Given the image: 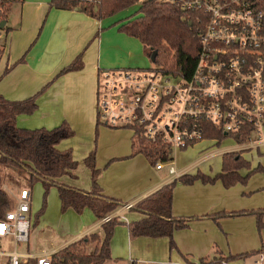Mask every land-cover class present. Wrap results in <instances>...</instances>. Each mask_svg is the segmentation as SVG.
<instances>
[{"label": "crops", "instance_id": "obj_1", "mask_svg": "<svg viewBox=\"0 0 264 264\" xmlns=\"http://www.w3.org/2000/svg\"><path fill=\"white\" fill-rule=\"evenodd\" d=\"M50 2L51 0L16 1L12 4L8 14L1 18L5 21V26L0 28L6 31V41L0 48V94L10 100H23L42 91L37 98L38 109L33 114L18 116L19 127L51 129L67 121L73 130L81 132V135H87L84 127L88 126L89 135L98 117L97 87L101 71L144 69L148 67L146 62L150 58L145 54L141 40L119 31L120 24H116L112 21L113 19H97L79 9L56 8L51 6ZM0 36L3 35L0 34ZM79 56L82 57L81 69L59 75L63 68ZM21 58L23 61H20ZM74 137L76 134L62 140L58 147L61 150L71 148ZM232 140L236 145L204 153L201 158L196 159L182 170L178 167L184 162L177 161L174 157L169 164H165V167L155 170L144 154H138L146 158L153 167H149L141 159L143 168H139L135 173L136 179L122 187L132 190L136 188V190L126 195L117 191L118 185L122 183L116 175L104 181L99 177L98 182L104 194L115 198L132 196L126 203L134 205L181 175L196 172L197 168L205 165L208 158L222 156L223 162V155L227 152H242L245 159L248 153L264 155L262 148L246 149L245 144ZM209 141L221 144L223 140ZM85 143L88 152H91V141L86 139ZM201 144L204 142H197L185 151L191 148L196 149ZM205 147L208 148L204 145V150ZM194 156L192 155L190 160ZM172 166L176 168L175 174L170 173ZM78 167L75 170L76 175ZM166 167H168L167 170ZM87 168L89 178L87 177L88 179L84 182L78 180V175L75 178L64 176L60 181L75 188L90 190L93 186L92 171L88 166ZM243 171L242 169V174H244ZM219 172L208 173L209 176H214ZM254 178L252 175L244 186L239 183L229 188L225 187L220 180L214 183H204L201 180L192 184L177 182L173 190V215L182 218L192 217L188 227L174 232L176 238L174 240L184 258L181 259L176 254L175 250L178 248H171L169 251L168 237L143 236L131 239L128 226L123 223L122 227L117 226L116 228H121L118 231L119 235L129 243L130 257L142 252L149 257V263L187 264L188 253L194 251L196 254L206 253L209 246L215 243L223 245L227 242L231 250L230 254L250 252L259 247L260 241L252 217L222 218L219 222L222 227L220 229L215 225L214 219L208 216L224 210L262 207L264 205V179L259 184L254 183ZM85 214H87V221L83 223L81 232L73 239L64 242L59 247L43 248L31 251V253L34 256L42 253L53 255L84 236L92 233L103 236L104 219L99 220L89 208H86L80 215ZM112 215H117L126 223L145 217V214L140 211L123 207ZM195 229L199 231L197 234L194 233ZM261 237L264 244V230ZM112 242L113 238L111 249ZM234 245L236 247L246 246L236 249L232 247ZM247 259H254L252 264H259L258 261L264 264L262 254L253 255L244 260Z\"/></svg>", "mask_w": 264, "mask_h": 264}, {"label": "trees", "instance_id": "obj_2", "mask_svg": "<svg viewBox=\"0 0 264 264\" xmlns=\"http://www.w3.org/2000/svg\"><path fill=\"white\" fill-rule=\"evenodd\" d=\"M16 1L0 0V21L6 16ZM140 0H103L94 3L89 0H51L50 5L60 9H79L97 18L105 19L120 11L128 9ZM140 16L128 22L121 23L118 30L141 40L145 54L150 58L156 51L155 69L171 75L188 76L194 69L198 54V37L195 30V20L178 6L161 0H144L138 12ZM192 22V25H190ZM119 24V23H117ZM82 57H77L71 64L63 68L60 74L82 68ZM20 61H23L21 58ZM42 91L23 100H10L0 94V170L5 171V177L10 182L20 183L25 180L33 186L42 182L46 194L53 186L59 190L62 211L73 209L82 214L86 208L93 211L99 220H103V236L92 233L74 241L52 255L53 264H105L112 259L111 241L115 228L119 224H127L131 239L138 237H168L171 248H177L174 232L189 226L190 218L173 215V190L177 182L192 184L197 180L204 183H214L220 180L227 188L239 183L247 184L249 178L257 172L264 174V166L259 164L251 168V163L243 157L242 152H227L223 155L222 170L215 176L201 172L185 173L178 179L164 185L154 193L135 203L130 209L145 214V217L126 223L117 215H112L118 208L124 206L122 200L103 193L98 179L101 170L97 167L96 151H92L85 163L92 171V189L83 190L69 186L60 181L64 176L75 178L78 161L74 158L72 149L61 150L58 145L75 135V131L67 121L59 126L48 129L23 128L17 124L21 114H33L38 109L37 98ZM101 123L98 114L97 126ZM204 136L217 139L234 138L238 143H244L247 133H226L220 127L208 122H200ZM132 129V127H129ZM132 135V155L144 154L154 166L158 161L167 162L173 159L172 147L162 140L148 139L142 127L136 126ZM133 130V129H132ZM247 169V174L241 170ZM13 173L15 174L13 176ZM0 176V219L12 207V201ZM8 184V183H7ZM254 214L257 217L259 230L264 228V207L255 210L219 211L210 216L218 224L222 218ZM109 219H106L109 217ZM94 246H90L91 244ZM219 255L212 259L200 258L193 262L186 257L187 264H228L235 260L245 259L253 255H264V244L258 250L241 254ZM5 264H9L7 261ZM29 264H36L32 259ZM132 264H136L134 261Z\"/></svg>", "mask_w": 264, "mask_h": 264}, {"label": "built area", "instance_id": "obj_3", "mask_svg": "<svg viewBox=\"0 0 264 264\" xmlns=\"http://www.w3.org/2000/svg\"><path fill=\"white\" fill-rule=\"evenodd\" d=\"M161 1L195 20L198 54L193 71L187 77L155 68L101 71L100 118L106 117L107 125L133 131L142 127L148 139H160L172 150L217 140L204 136L203 121L226 133H247L241 143L246 149L264 147V0ZM155 166L161 169L165 164L158 161ZM176 172L170 167V173ZM4 188L12 207L0 219V264H29L32 259L36 264H53L49 253L34 256L30 250H20L22 244L29 247L32 229L30 188L17 192L7 184Z\"/></svg>", "mask_w": 264, "mask_h": 264}, {"label": "rangeland", "instance_id": "obj_4", "mask_svg": "<svg viewBox=\"0 0 264 264\" xmlns=\"http://www.w3.org/2000/svg\"><path fill=\"white\" fill-rule=\"evenodd\" d=\"M139 9H140V3L123 11H120L117 14L108 17L107 19H113L112 21H114L116 24L125 23L128 22L129 20H133L138 16H140V14L137 13ZM1 22L2 21H0V23ZM0 34L3 35L0 36V48H2L3 47L2 44H4L6 41V37H5L6 31L0 28ZM146 66H148L147 68H154L155 64L151 60H147ZM98 101H97V105H98ZM97 111H98V106H97ZM97 118L98 117H96L94 121L93 131L89 135H88L89 132L88 126L84 127L85 129L84 132H86L87 135L85 134L81 135V132L78 133L77 130L74 129L76 134V137L72 139V147L74 149H72V147L68 148V149H72L74 158L79 162L78 164L79 167L77 171V175L79 177L78 180L80 182H84L85 179L89 178V175H87L88 168L85 163V158L92 151H96L97 154L96 164L97 167L101 170V174H100L101 179L103 181L105 179L108 180L109 178L111 179L113 175H116L118 176V180L121 181L122 183V185H118L121 189L120 190L118 187L117 189L118 192H121L124 195L129 194L132 191L135 192L136 188L132 190L129 188H122V187L125 186V184H129L131 180L136 179L137 175H135V173L139 168H143L141 167L142 166L141 159H143L142 161H144V163L149 167H153V166L148 162L146 158L141 157L139 155H135V156L132 155L133 130L131 128L126 126L115 127V126H111L110 123L109 125H107L106 117L104 116L101 117V123L97 126ZM86 139L91 141V145H92L91 152H88L87 144L85 143ZM203 142L204 144H201L196 149L191 148L185 151L187 148L191 147L189 146L187 148L173 150V157L175 158V160L184 162L181 165H179L178 167L179 170L186 168L196 159L201 158L204 153H211L217 150L226 149L236 145L235 142L230 137L224 139L221 144L208 140H205ZM204 145L205 146L207 145L208 147V148L205 147L206 148L205 150L203 148ZM262 149H264V147H262ZM192 155L195 156L190 160ZM247 160L251 163V168H255L259 164L264 166V155L259 156L258 154L255 153H253V155L252 153H248ZM206 161L207 162L205 163V165L200 166L199 169L197 168L195 170L196 172L189 174H196L197 172H201L206 175L207 174L210 175L209 173L219 172L221 170L222 156L208 158V160ZM167 162H164V164H169L171 160ZM153 169L155 170L157 169L155 165ZM167 169L168 167H166V170ZM243 170H244L243 173L247 174V169L246 170L243 169ZM14 175L15 174L13 173V176ZM0 176L4 178V180L8 183L5 184H7L8 187L14 192H17L22 187L30 188L32 192V229L30 234L29 247L26 244H22L20 246V250L38 251L43 248L59 247L60 245L64 244V242L73 239L74 236H77L81 232L83 223L87 221V214L82 216L79 213L75 212L74 210H69V209L63 212L61 206V200L59 196V190L56 186H53L50 189V191L46 194L44 185L40 181L36 182L33 186L29 185L25 180H21V182L18 184L12 183L10 182L9 177H5L4 170H0ZM253 176L255 177L254 183L261 184L260 183L261 180L264 179V174L261 172H257ZM242 186H244V184H242ZM131 198L132 196L118 197V199L122 200L124 203L128 202ZM262 207H264V205ZM259 208H249V209L245 208L240 210L251 211ZM120 209L121 207L118 208L117 210ZM113 213H115V211ZM241 217H252L253 220L255 221L254 225L260 242H259V247L252 249V251L260 249L263 244L261 234L264 228L259 230L257 217L254 214L242 215ZM213 221L216 223L215 225H217L218 228L220 229L222 228L220 227V224H218L215 220ZM118 226L122 227L121 224H119ZM119 229L115 228V232H114L112 249H111L112 259L107 260L105 264H132L133 261L137 262L138 264H156V263H149L148 261L150 260L149 257H147L142 252L136 254L133 257H130L129 243L124 237H121L119 235L118 233ZM198 232H199L198 230L196 229L194 230V233L197 234ZM210 232L213 233L212 231ZM125 234H126V230H125ZM168 241H169L168 246L170 251L171 249L170 239ZM94 245L95 244L93 243L90 246H94ZM245 246L246 245H239L238 247H236L234 245L232 247L237 249V248H243ZM7 249L9 248L7 247ZM216 250L222 252L223 255H230L231 253L230 252L231 250L229 249L227 242H224L223 245H219V243H215L209 246L206 253L196 254L195 251L188 253L189 259L193 262H199L200 258L202 257H208L209 259H212L214 255L217 256L219 255L218 253H216ZM175 251L176 254L181 257V259L184 258L183 257L184 255L181 251H179V248L178 250ZM232 254L235 255L240 253H232ZM253 262L254 259H247V260L239 259L228 264H252Z\"/></svg>", "mask_w": 264, "mask_h": 264}, {"label": "water", "instance_id": "obj_5", "mask_svg": "<svg viewBox=\"0 0 264 264\" xmlns=\"http://www.w3.org/2000/svg\"><path fill=\"white\" fill-rule=\"evenodd\" d=\"M190 25H192L191 22H190ZM4 26H5V21H2V22L0 23V27L3 28ZM155 59H156V51H154L153 54H152L151 57H150V60H151L152 62H155Z\"/></svg>", "mask_w": 264, "mask_h": 264}]
</instances>
